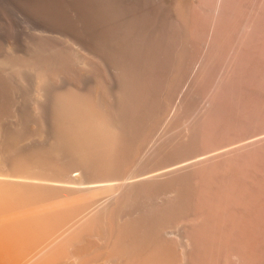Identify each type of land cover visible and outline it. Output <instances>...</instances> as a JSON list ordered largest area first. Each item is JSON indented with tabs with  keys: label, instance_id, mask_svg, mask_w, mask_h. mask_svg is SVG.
Listing matches in <instances>:
<instances>
[{
	"label": "bare ground",
	"instance_id": "1",
	"mask_svg": "<svg viewBox=\"0 0 264 264\" xmlns=\"http://www.w3.org/2000/svg\"><path fill=\"white\" fill-rule=\"evenodd\" d=\"M42 1L118 133L88 178L2 141L0 264H264V0Z\"/></svg>",
	"mask_w": 264,
	"mask_h": 264
},
{
	"label": "rangeland",
	"instance_id": "2",
	"mask_svg": "<svg viewBox=\"0 0 264 264\" xmlns=\"http://www.w3.org/2000/svg\"><path fill=\"white\" fill-rule=\"evenodd\" d=\"M43 5L42 0H0V111H3L0 146L2 141L8 145L16 139L15 146L10 144L12 151L6 152V159H2L9 163L16 152H28L30 163L38 156L42 157L49 175H56L59 166L67 165L71 175L79 170L88 178L92 166L107 152L106 147H111H108L110 142L114 144L118 133L111 113L108 114L110 107H104L103 100L109 99L110 102L105 100L106 106L120 104V69L108 62L92 64L88 66L89 71L76 64H61V55L75 52L76 47L72 44L75 31L62 27L56 16L47 13ZM46 43L52 44L53 48L44 47ZM40 57L51 60L54 63H48L51 67L60 61V69H57L59 65L55 66L56 71H60L56 73L51 68L44 72L38 63ZM96 77H102L108 83V92L105 91L108 95L98 86ZM102 90L105 95L101 94ZM37 151L40 152L35 153ZM2 161L0 168L7 166ZM88 165L90 167L86 168ZM36 168L31 166L30 172L38 171Z\"/></svg>",
	"mask_w": 264,
	"mask_h": 264
}]
</instances>
